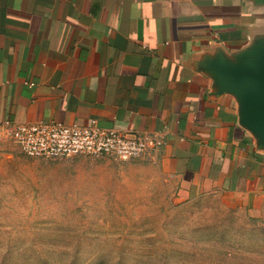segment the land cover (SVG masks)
<instances>
[{
    "label": "crops",
    "instance_id": "1",
    "mask_svg": "<svg viewBox=\"0 0 264 264\" xmlns=\"http://www.w3.org/2000/svg\"><path fill=\"white\" fill-rule=\"evenodd\" d=\"M264 43V0H0V120L158 133L180 201L264 212V147L216 72Z\"/></svg>",
    "mask_w": 264,
    "mask_h": 264
},
{
    "label": "rangeland",
    "instance_id": "2",
    "mask_svg": "<svg viewBox=\"0 0 264 264\" xmlns=\"http://www.w3.org/2000/svg\"><path fill=\"white\" fill-rule=\"evenodd\" d=\"M0 264H264V212L180 201L144 160L41 161L0 142Z\"/></svg>",
    "mask_w": 264,
    "mask_h": 264
},
{
    "label": "built area",
    "instance_id": "3",
    "mask_svg": "<svg viewBox=\"0 0 264 264\" xmlns=\"http://www.w3.org/2000/svg\"><path fill=\"white\" fill-rule=\"evenodd\" d=\"M0 142L13 145L30 159L67 160L106 157L120 163L138 161L163 145L158 133L133 134L56 121L18 124L0 120Z\"/></svg>",
    "mask_w": 264,
    "mask_h": 264
},
{
    "label": "water",
    "instance_id": "4",
    "mask_svg": "<svg viewBox=\"0 0 264 264\" xmlns=\"http://www.w3.org/2000/svg\"><path fill=\"white\" fill-rule=\"evenodd\" d=\"M216 83L221 91L236 95L240 120L264 147V43L242 54L233 64H221Z\"/></svg>",
    "mask_w": 264,
    "mask_h": 264
}]
</instances>
